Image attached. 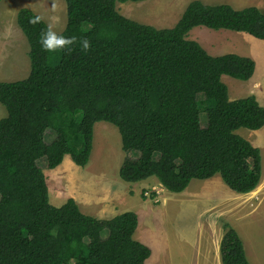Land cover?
Here are the masks:
<instances>
[{"label": "trees", "instance_id": "1", "mask_svg": "<svg viewBox=\"0 0 264 264\" xmlns=\"http://www.w3.org/2000/svg\"><path fill=\"white\" fill-rule=\"evenodd\" d=\"M125 1L140 0H64L58 33L75 43L58 54L40 48L43 19L33 25L31 9L16 13L30 68L22 79L0 81V264H145L151 250L133 238V211L98 218L72 198L49 203L38 161L53 169L69 155L85 166L97 121L113 124L122 150L135 153L118 168L124 181L154 176L175 193L215 174L237 193L260 181V151L235 131L262 128L264 107L254 95L230 99L221 80H248L253 59L210 55L185 35L205 26L264 40V9L191 0L172 27L156 28L120 14L116 3ZM223 227L221 264H248L235 230Z\"/></svg>", "mask_w": 264, "mask_h": 264}, {"label": "rangeland", "instance_id": "2", "mask_svg": "<svg viewBox=\"0 0 264 264\" xmlns=\"http://www.w3.org/2000/svg\"><path fill=\"white\" fill-rule=\"evenodd\" d=\"M190 1H125L117 2L116 9L136 22L169 28L176 23ZM200 1L207 4L226 3L236 9L257 7L259 4L264 9V0ZM4 4L14 5L5 11ZM16 6L29 7L41 15L47 25L51 24L56 32L62 31L66 23L64 0H6L4 3L1 0L0 81L22 79L30 68L28 44L23 32L18 33L20 30L15 22ZM185 38L199 43L210 55L237 52L253 59L255 70L252 78L241 80L222 75L221 80L227 86L230 99L254 95L259 90L262 97L259 100L254 97L264 107V40L245 32L205 26L191 28ZM14 50L19 54H13ZM5 112L0 104V117ZM200 116V123L204 126V113L201 112ZM235 133L259 147L260 151L261 178L258 185L247 193L230 190L218 174L207 179H192L178 193L164 189L154 176L136 182L122 180L118 168L124 157L135 153L122 150L117 128L106 121H97L93 125L92 149L85 166L76 165L69 155H65L53 169H48L43 160H39L38 165L45 175L48 200L53 206L58 207L72 198L83 213L98 218L133 211L138 218V230L146 228L149 236H152L150 239H153L151 246L147 245L151 253L145 264H221L220 240L225 230L224 223H228L232 229L235 225H241L246 233L242 239V245H246L245 251L256 244L254 254L262 253L264 260V203L259 214L254 213L257 216H246L264 195V134L246 128H238ZM256 139L257 142H254ZM133 236L138 239L137 235ZM253 262L248 259V264Z\"/></svg>", "mask_w": 264, "mask_h": 264}, {"label": "crops", "instance_id": "3", "mask_svg": "<svg viewBox=\"0 0 264 264\" xmlns=\"http://www.w3.org/2000/svg\"><path fill=\"white\" fill-rule=\"evenodd\" d=\"M6 0H3V3L5 2ZM230 3V2H229ZM14 4H4V8H6L5 9V11L7 10V8H9V7H11V6H13ZM24 7V6H23ZM22 6H20V7H17L16 6V8H15V11H14V14L16 15V13H17V11L20 9V8H23ZM246 7V6H245ZM257 7H259V8H262L259 4H257ZM4 8H3V11H4ZM26 8H29V7H26ZM30 9V8H29ZM4 13L5 12H3V15H4ZM15 22H16V20H15ZM16 25H17V23H16ZM18 26V25H17ZM18 28H19V26H18ZM15 30H17V29H15ZM20 30V31H19ZM19 30H17V31H19L18 33H20L21 34V29L19 28ZM224 30H227V29H224ZM24 35V34H23ZM26 38V37H25ZM248 40V39H247ZM27 41V40H26ZM251 42V41H250ZM253 43V42H252ZM28 44V43H27ZM29 49V48H28ZM228 53V52H227ZM233 53H236L237 54V52H233ZM13 54H16V55H18L19 54V51H17V50H14V52H13ZM240 54H244V53H239V55ZM16 55H15V59H17V57H16ZM221 55V54H220ZM243 56H248V55H243ZM252 56V55H251ZM29 72V71H28ZM27 76V75H26ZM25 76V77H26ZM252 78V77H251ZM254 95L257 97V99L259 100V98H261L262 96H261V92L259 91V90H257V94L256 93H254ZM230 98V97H229ZM264 105V104H263ZM5 115H6V112H5ZM4 115V116H5ZM3 115H2V117H4ZM1 118V117H0ZM255 131H258L259 133L261 132V133H263L264 134V128L262 127L261 129H258V130H255ZM254 142H257V139L254 141ZM258 142L261 144L262 142H260L259 140H258ZM259 148V147H258ZM160 184V183H159ZM262 198L260 199V202H259V204H257V206L254 208V210L252 209L251 210V212L249 211V212H247V214H246V216L247 217H249V218H251V216L252 217H254V216H257L258 214H259V212H260V208H261V206H262V204L264 203V195H262L261 196ZM253 203H255V201L253 202ZM253 203L251 204V206H252V208H253ZM119 212V211H118ZM257 212V215H254V213H256ZM116 214H118V213H115V214H113V215H111L110 217H112V216H114V215H116ZM251 215V216H250ZM108 218V217H107ZM137 220H138V218H137ZM138 224V223H137ZM138 226H139V224L137 225V228H136V230H135V232L133 233V235H137L138 236V239H135V237L133 236V238L135 239V240H137V241H140V242H142V243H144V244H146V245H148V246H151V244H152V241H153V239L151 240L150 238L152 237L151 235L149 236V234L147 233V231H146V228L145 229H143V230H138ZM234 229L238 232V234H239V236H240V238H241V241H242V239L244 238V236L246 235V233L243 231L244 229H243V227L240 225H235L234 226ZM243 244H244V242H243ZM245 246L246 245H243V247H244V252H245V256H246V259H247V261H248V259H251V260H253L254 262V264L256 263V264H264V260H263V254L262 253H257V255H255L254 254V250H255V247L257 246L256 244H252L251 246H249V248H247V252L245 251Z\"/></svg>", "mask_w": 264, "mask_h": 264}, {"label": "clouds", "instance_id": "4", "mask_svg": "<svg viewBox=\"0 0 264 264\" xmlns=\"http://www.w3.org/2000/svg\"><path fill=\"white\" fill-rule=\"evenodd\" d=\"M43 17L39 14L34 15L29 19V23L36 25L41 23ZM38 43L42 51L48 54H58L61 50H64L75 43L74 37H66L53 30L51 24L45 26L39 34ZM80 47L87 51L89 48V41L87 38H83L80 41Z\"/></svg>", "mask_w": 264, "mask_h": 264}]
</instances>
